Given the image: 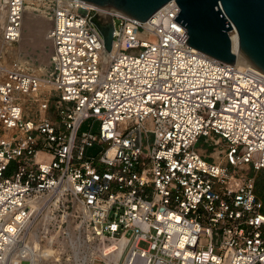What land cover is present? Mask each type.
I'll return each mask as SVG.
<instances>
[{
	"label": "built area",
	"instance_id": "built-area-1",
	"mask_svg": "<svg viewBox=\"0 0 264 264\" xmlns=\"http://www.w3.org/2000/svg\"><path fill=\"white\" fill-rule=\"evenodd\" d=\"M28 10L50 24V55L38 72L0 52V264L26 249L32 203L55 196L92 240H125L123 264H264V77L185 44L175 1L139 23L82 0H0V46ZM95 16L112 22L110 52Z\"/></svg>",
	"mask_w": 264,
	"mask_h": 264
},
{
	"label": "water",
	"instance_id": "water-1",
	"mask_svg": "<svg viewBox=\"0 0 264 264\" xmlns=\"http://www.w3.org/2000/svg\"><path fill=\"white\" fill-rule=\"evenodd\" d=\"M101 9L114 10L139 23L148 20L171 1L180 13L175 22L186 29L185 44L213 59L233 65L229 33L237 34L238 57L264 77V0H82ZM98 28L107 52L111 50L112 22Z\"/></svg>",
	"mask_w": 264,
	"mask_h": 264
},
{
	"label": "rangeland",
	"instance_id": "rangeland-1",
	"mask_svg": "<svg viewBox=\"0 0 264 264\" xmlns=\"http://www.w3.org/2000/svg\"><path fill=\"white\" fill-rule=\"evenodd\" d=\"M29 19L32 20L31 28L34 30L31 35H28L27 32ZM49 28L50 24L46 19L30 12L25 13L20 39L10 47L18 53L15 55L13 52L10 56L8 55L4 63L9 64L16 57L22 63L26 62L28 67L34 71L45 70L50 55V44L46 40V33ZM90 129L96 133L98 124L92 120H87L82 124L80 132H88ZM197 147L207 151V153H202L204 156L212 153L215 160L218 158L220 148L200 146V144ZM98 150L97 146L88 149L87 156L96 155ZM252 176L256 182L257 194L264 200V172L254 173ZM56 199L54 197L43 198L45 201L43 207L40 212L35 214L32 224L27 227L26 237L30 241V247H27L26 250L32 251L28 253L36 259L38 258V264H108L107 258L103 256L104 244L100 240H92L89 232L85 228H79L78 221L71 218L70 215L75 209L72 203L66 204L63 201L62 205V202L58 203L60 198ZM67 205L68 207H66ZM108 244L109 241L106 239L105 245ZM139 248L146 249L147 245L141 243ZM47 249L53 254L48 258L42 257L43 255L40 253ZM123 259L124 254L118 264H123ZM23 264H27V262Z\"/></svg>",
	"mask_w": 264,
	"mask_h": 264
},
{
	"label": "bare ground",
	"instance_id": "bare-ground-1",
	"mask_svg": "<svg viewBox=\"0 0 264 264\" xmlns=\"http://www.w3.org/2000/svg\"><path fill=\"white\" fill-rule=\"evenodd\" d=\"M27 12H30L32 14V12L29 11V10ZM2 20H3V13L0 14V21L2 22ZM27 25H28L27 26V28H28L27 29L28 35H31L32 33H34V30L31 28L32 27L31 26L32 25V20L31 19H29L27 21ZM229 36H230L231 43H232V52L234 54H236V61H235V63L236 64H245L238 57L239 54L237 53V34H236V32L235 31L230 32L229 33ZM10 47L11 46H3V45H1L0 46V52L2 54H6V55H11L13 52H15L14 54L17 55L18 51H15V50L11 49ZM54 198L59 199L60 197L59 196H55ZM44 203H45V201L43 199L37 200V201H35V202L32 203V208H33L35 214L37 212H40L41 208L43 207L42 205ZM33 220H34V217H33L32 221ZM32 221L30 222L29 225L32 224ZM62 233H64V232H62ZM28 240L29 239L27 238L26 248L27 247H30V241H28ZM100 241L104 244V247H103V256H105L107 258L106 261L108 262V264H111V263L118 264L119 261H120V259L122 258L123 250H124L125 245H126V241L125 240H122L120 242H117V241H114V240H108L109 241V244L108 245H105L106 239L103 238V239H100ZM28 252H30V251L29 250H26V249L18 248L17 247V243H14L11 246V248H10V250L8 252V255H7V258H6V261H5L4 264H12L14 262L19 263L22 260H28V261L32 262V264H38L37 263L38 262V260H37L38 258L36 259V257L31 256ZM40 254L43 255V256L41 255L42 257L48 258V257H50V255L53 254V252L50 251L49 249H47V250L43 251ZM34 255H35V253H34ZM38 257H39V255H38Z\"/></svg>",
	"mask_w": 264,
	"mask_h": 264
}]
</instances>
